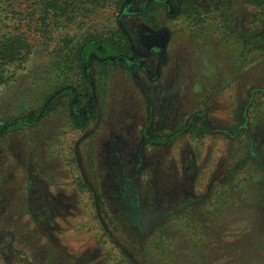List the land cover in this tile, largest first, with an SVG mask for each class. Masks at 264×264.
<instances>
[{
    "label": "rangeland",
    "instance_id": "rangeland-1",
    "mask_svg": "<svg viewBox=\"0 0 264 264\" xmlns=\"http://www.w3.org/2000/svg\"><path fill=\"white\" fill-rule=\"evenodd\" d=\"M37 2L0 0V42L21 47L18 61L0 60V264L160 258L161 228L173 253L189 242L185 225L207 236V222L216 232L249 222L264 198L251 178L264 160V48L250 49L243 32L258 31L260 8L67 0L53 18ZM120 24L136 59L92 62L86 77L78 48ZM75 93L79 123L68 107ZM220 194L225 203L211 200ZM231 240L226 250L246 242Z\"/></svg>",
    "mask_w": 264,
    "mask_h": 264
},
{
    "label": "trees",
    "instance_id": "trees-1",
    "mask_svg": "<svg viewBox=\"0 0 264 264\" xmlns=\"http://www.w3.org/2000/svg\"><path fill=\"white\" fill-rule=\"evenodd\" d=\"M69 1L71 2L72 0ZM249 2L260 8L258 16L260 27L258 31H246L243 32V34L248 37L246 43L249 45L250 49L254 47L264 48V0H249ZM37 3L40 4V15L44 14L47 16L48 13L55 12L54 15H52L54 18L56 13L64 12V5L67 4V0H38ZM57 16H59V14ZM12 39H14V37H9L0 42V60L3 59L8 60V62H16L21 58L18 52V50H21V47L17 46L18 44L16 45V41H12ZM14 46H17V48L14 49ZM78 53L80 63L83 62V64H85V67H82V71L84 72L92 62L106 65L121 56L131 57L136 54V51L128 32L120 25L118 30L114 31L112 35L106 39L100 40L96 36L86 38L78 48ZM3 64H5V62L0 61V72L4 68ZM85 76L88 77V73L85 72ZM74 100V98L70 100L69 110L71 118L76 123H79L82 115L77 113ZM257 163V173L251 175V178L253 182H257L255 186L260 190L264 187V160L258 161ZM225 180H228V178H225ZM236 191L237 190L232 192L236 194ZM222 194L217 195L215 199L211 200L218 204L222 201L225 203L226 200L222 198ZM262 195L259 194V198H261ZM225 198H227V194H225ZM255 200L252 201L254 203H251L253 206L255 205V208L253 210L250 208L247 212L248 216L246 219H248L249 222H246L243 226H239V229L237 227L234 231H231L228 227H224L223 229H218L216 232V224L209 220L211 222L210 224L207 222V225H209L207 226L209 229L208 234L207 236H203V232H198L196 230V225H185L182 229H179L178 232H180V230H189L191 234L189 242L185 246L177 248L176 252L172 253L171 248L173 247V243L169 241V238H171L170 236L173 234L170 233L168 228H161L157 236L159 239L157 240V245H163L164 249L162 250V254H165L163 257L155 258L151 256L147 258L146 254L149 256L148 252H145L142 256L133 255L131 257L127 252L123 251L124 258L121 264H264V198L263 202H260L258 198L257 201ZM180 203L182 204L183 200L180 201ZM190 204L193 203L190 202ZM179 210L178 206L177 211L179 212ZM188 214V212H184L182 216L172 219V224H170L169 227H177L178 225H175V222L179 224L182 222L183 216ZM193 216L195 215L191 217ZM205 228L206 226L204 225L202 228L200 227V230ZM221 232H223L222 235ZM166 236H168V239H166ZM247 237L249 238L247 239ZM232 238L233 240L239 241L244 239L243 241L246 242L239 245L237 249L235 248L231 251L226 250L225 246L232 241ZM140 246L142 247L141 251H145V245L142 244ZM167 250L170 251L166 253Z\"/></svg>",
    "mask_w": 264,
    "mask_h": 264
},
{
    "label": "flooded vegetation",
    "instance_id": "flooded-vegetation-1",
    "mask_svg": "<svg viewBox=\"0 0 264 264\" xmlns=\"http://www.w3.org/2000/svg\"><path fill=\"white\" fill-rule=\"evenodd\" d=\"M170 1V0H169ZM153 24H155V26H157V24L156 23H153ZM121 25V24H120ZM123 26V25H122ZM124 27V26H123ZM125 28V27H124ZM126 29V28H125ZM126 31L128 32V34H129V36L131 37V39H132V42H133V46H134V49H135V51H136V54H134L133 56H131V57H119V58H127V59H130V58H134V60L136 59V56L138 55V48H137V45H136V43H135V40H134V38L132 37V34L126 29ZM163 30L161 29V28H156L155 30H154V32L153 33H151V35L154 37V38H157V47H155V51H159L160 53L162 52V51H164L161 47H159L160 45H161V42L163 41V39H162V35H163ZM146 35V34H145ZM150 35V34H149ZM144 37V36H143ZM85 67V66H84ZM89 67V66H88ZM88 67H87V69L84 71V72H87V70H88ZM77 93H75V95L73 96V98L75 99L74 100V105L76 106V110H77V113L79 114L80 112L78 111V104H77V101H76V99H77ZM90 102H92V99L88 102V104H90ZM88 104H87V106H88ZM68 107H70V104L68 105ZM69 112H70V110H69ZM70 115H71V113H70Z\"/></svg>",
    "mask_w": 264,
    "mask_h": 264
}]
</instances>
